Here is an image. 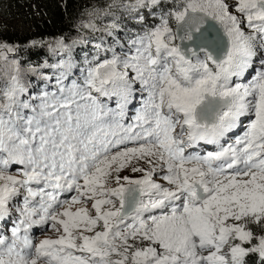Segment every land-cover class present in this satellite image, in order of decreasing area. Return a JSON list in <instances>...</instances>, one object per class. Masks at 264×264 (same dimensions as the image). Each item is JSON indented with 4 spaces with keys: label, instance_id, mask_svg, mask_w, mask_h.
Segmentation results:
<instances>
[{
    "label": "snow or ice",
    "instance_id": "snow-or-ice-1",
    "mask_svg": "<svg viewBox=\"0 0 264 264\" xmlns=\"http://www.w3.org/2000/svg\"><path fill=\"white\" fill-rule=\"evenodd\" d=\"M123 7L141 27L97 44L82 79L69 62L22 98L10 61L0 264H264V0Z\"/></svg>",
    "mask_w": 264,
    "mask_h": 264
},
{
    "label": "trees",
    "instance_id": "trees-1",
    "mask_svg": "<svg viewBox=\"0 0 264 264\" xmlns=\"http://www.w3.org/2000/svg\"><path fill=\"white\" fill-rule=\"evenodd\" d=\"M123 1L0 0V19L10 24L7 27L0 25V43L15 47L14 58L19 65L46 79L43 86L35 82L32 96L54 91L56 77L64 71L66 63L72 64L71 78L82 79L81 73L88 60L97 54V44L107 47L121 34L125 40L129 35H135L141 25L131 19L133 14L123 8ZM90 21L100 30L85 28ZM113 21L119 27L112 30L113 36H108L103 29ZM60 41L64 46L58 43ZM33 42H36L35 46H32ZM68 82L64 80L65 84ZM246 259L249 264H258L255 255Z\"/></svg>",
    "mask_w": 264,
    "mask_h": 264
},
{
    "label": "rangeland",
    "instance_id": "rangeland-1",
    "mask_svg": "<svg viewBox=\"0 0 264 264\" xmlns=\"http://www.w3.org/2000/svg\"><path fill=\"white\" fill-rule=\"evenodd\" d=\"M124 1H125V5L127 3H129V0H124ZM7 24L10 25L9 23H6V21H4L3 19H0V25L1 26L7 27ZM7 56H8V60H0V84H1V88H3L9 82L10 77L12 75L16 74L15 66L10 63V61L14 58V53H8ZM19 77H20L21 84H22V86L24 87V90H25V96L22 97V98H26L28 95H31L32 91H34L35 82H37L41 86L46 85V79H45L44 76L36 74L31 69H26V68H24L22 66L19 67ZM122 174L131 175L133 177L139 175V174L130 173V172H127V171H125ZM250 227L257 234H259L262 231H264V228H262L259 225H250ZM46 235L54 237L55 233L50 231L49 233H46L41 239H43Z\"/></svg>",
    "mask_w": 264,
    "mask_h": 264
}]
</instances>
